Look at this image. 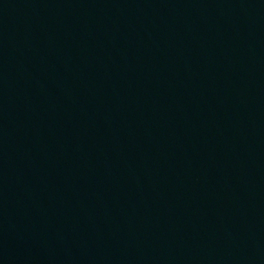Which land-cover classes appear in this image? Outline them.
<instances>
[{"label":"water","instance_id":"water-1","mask_svg":"<svg viewBox=\"0 0 264 264\" xmlns=\"http://www.w3.org/2000/svg\"><path fill=\"white\" fill-rule=\"evenodd\" d=\"M0 264H264V0H0Z\"/></svg>","mask_w":264,"mask_h":264}]
</instances>
